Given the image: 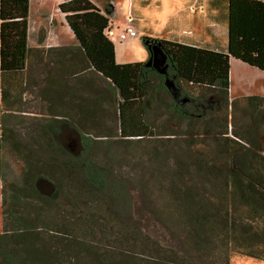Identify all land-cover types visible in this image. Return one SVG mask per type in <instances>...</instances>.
<instances>
[{"label":"trees","instance_id":"1","mask_svg":"<svg viewBox=\"0 0 264 264\" xmlns=\"http://www.w3.org/2000/svg\"><path fill=\"white\" fill-rule=\"evenodd\" d=\"M58 9L76 45L30 49L29 0H0L1 122L20 112L31 57L55 70L45 74L50 85L43 96L50 108L35 137L23 142L2 128L0 149L9 145L23 171L18 183L1 178L0 264H70L81 249L85 221L77 211L86 199L107 193L111 209L119 212L115 203L122 189L108 165L93 157V141L81 128L96 110L78 105L75 119L58 106L98 101L78 96L82 86L95 91L82 76L88 71L108 86L97 96L116 107L119 139H181L168 167L166 193L183 252L156 244V258L165 264H230L239 255L264 262V98H246L249 110L240 125L233 114L229 121L221 103L228 108L230 57L264 72V1L227 0L226 53L142 38L148 53L155 44L167 56L166 75L145 63L117 64L113 42L104 34L108 17L89 0L64 1ZM166 79L178 89L176 97ZM164 121L176 129H166Z\"/></svg>","mask_w":264,"mask_h":264},{"label":"rangeland","instance_id":"2","mask_svg":"<svg viewBox=\"0 0 264 264\" xmlns=\"http://www.w3.org/2000/svg\"><path fill=\"white\" fill-rule=\"evenodd\" d=\"M133 39L141 44L138 36ZM126 41L120 42L116 39L114 44L117 47ZM132 49L137 52L136 48ZM134 50L130 49L131 57L124 59L133 61ZM47 72L54 74L55 70L38 65L37 58L31 57L29 68L25 73L28 82L27 92L22 95L17 107L20 112L14 113L13 117L3 119V123L0 120V138L2 128L7 132L10 129L14 130L13 134L19 135L17 137L23 142H27L29 136L35 137V130L45 118H48L50 108V102L48 103L43 96L50 85L48 80H44ZM82 76L88 81L92 80L95 91L82 86L77 91L78 96L90 101L97 98L98 101L93 104L89 101L81 104L76 103L77 101H67L58 106L70 110L74 116L78 105L96 110L93 113L95 115L93 120L83 122L81 128L93 141V157L100 165H108L113 174V181L121 187L123 196L115 203L119 212L111 209L108 204L110 196L107 193L91 196L81 205L77 211L85 221L83 235L78 237L81 249L71 259L70 264H165L166 262L162 263V259L156 258L154 249L156 244L163 247L173 246L183 252L181 227L179 223L173 226L169 220L170 203L166 193L169 184L168 167L172 163V155L179 152L181 139L179 137L172 139L173 136L164 135L153 137L151 140L122 141L117 137L116 107L109 105L103 96H97L103 92L107 93L108 86L92 71ZM75 84L72 80L71 88H74ZM51 95L54 96V92ZM233 100L235 101L232 102ZM232 101H228V108L224 102H221L222 112L229 114V121L232 120L233 114L236 124L240 125L249 107L246 98H233ZM3 112L5 111L1 107L0 95V119ZM163 124L168 130L176 129L169 122ZM22 171L23 163L20 157L10 149L9 145L4 144L0 149V233L3 227L1 178L7 184L18 183ZM105 178L107 174L102 171V180ZM56 209L60 210L58 207ZM68 210L71 214V210L69 208ZM230 264H264V262L233 255Z\"/></svg>","mask_w":264,"mask_h":264},{"label":"crops","instance_id":"3","mask_svg":"<svg viewBox=\"0 0 264 264\" xmlns=\"http://www.w3.org/2000/svg\"><path fill=\"white\" fill-rule=\"evenodd\" d=\"M64 1L68 0H29L30 49L76 45L65 17L58 9ZM89 1L108 17L115 35L132 28L139 37L141 44L133 38H127L117 47L113 42L117 64L146 62L149 53L143 47L142 38L145 37L210 51H227V0ZM130 49L135 51L133 61L124 59L131 57ZM228 91L230 101L255 96L264 98V72L230 57Z\"/></svg>","mask_w":264,"mask_h":264},{"label":"water","instance_id":"4","mask_svg":"<svg viewBox=\"0 0 264 264\" xmlns=\"http://www.w3.org/2000/svg\"><path fill=\"white\" fill-rule=\"evenodd\" d=\"M149 50V58L145 62V66L152 67L159 74L166 75L167 69L169 67L167 56L161 50L159 45H150ZM165 85L171 91L172 95L176 97L178 94V89L175 87L174 82L170 79H166Z\"/></svg>","mask_w":264,"mask_h":264},{"label":"built area","instance_id":"5","mask_svg":"<svg viewBox=\"0 0 264 264\" xmlns=\"http://www.w3.org/2000/svg\"><path fill=\"white\" fill-rule=\"evenodd\" d=\"M104 34L112 42H114L116 38L120 41H123L127 38H133L136 36V32L132 28H127L125 31L120 32L118 35H115L113 28L110 26L105 29Z\"/></svg>","mask_w":264,"mask_h":264},{"label":"flooded vegetation","instance_id":"6","mask_svg":"<svg viewBox=\"0 0 264 264\" xmlns=\"http://www.w3.org/2000/svg\"><path fill=\"white\" fill-rule=\"evenodd\" d=\"M167 71H168V69H167ZM168 73V72H167Z\"/></svg>","mask_w":264,"mask_h":264}]
</instances>
